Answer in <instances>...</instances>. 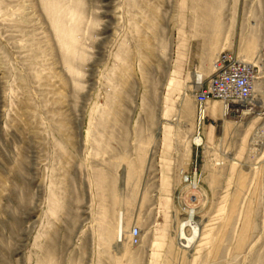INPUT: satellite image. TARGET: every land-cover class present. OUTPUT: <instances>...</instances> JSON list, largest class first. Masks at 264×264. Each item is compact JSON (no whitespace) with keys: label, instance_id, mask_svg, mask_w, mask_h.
Segmentation results:
<instances>
[{"label":"rangeland","instance_id":"rangeland-1","mask_svg":"<svg viewBox=\"0 0 264 264\" xmlns=\"http://www.w3.org/2000/svg\"><path fill=\"white\" fill-rule=\"evenodd\" d=\"M224 51L252 97L200 119ZM189 215L190 264H264V0H0V264L174 262Z\"/></svg>","mask_w":264,"mask_h":264},{"label":"built area","instance_id":"built-area-1","mask_svg":"<svg viewBox=\"0 0 264 264\" xmlns=\"http://www.w3.org/2000/svg\"><path fill=\"white\" fill-rule=\"evenodd\" d=\"M255 69L252 65L238 60L228 51L220 53L214 61L210 77L194 94L200 119H204L209 101H220L228 111L238 112L252 96ZM132 244H137L139 232H131Z\"/></svg>","mask_w":264,"mask_h":264},{"label":"bare ground","instance_id":"bare-ground-1","mask_svg":"<svg viewBox=\"0 0 264 264\" xmlns=\"http://www.w3.org/2000/svg\"><path fill=\"white\" fill-rule=\"evenodd\" d=\"M249 64H251V63H249ZM200 79H201V76H198L197 77V80L200 81ZM256 79H257V77H256ZM206 111H207V108H206ZM206 111H205V115H206ZM208 113L211 116H216L217 114H220V115H223L224 116V115L227 114V109H226V107L224 105H222L221 110H219L217 108L216 104H213V105H211L209 107V112ZM189 213H192V212H189ZM191 218H193V216ZM193 221H192V219H190V215H189L188 220H186L185 222H182V223L178 224V227H177L178 228L177 229L178 231H177L176 236H177V243L181 247H184V248L185 247H188L189 248L190 247V244L192 242V239L198 234V225L195 223V221L194 222ZM190 225L193 227V231H194L193 238H191V239H190V237H187L185 235V232H184L185 227H187V226L190 227ZM123 227H124V225H123V218H122V216L119 215L118 222H117V233H116L117 238L118 237H122ZM193 241H194V239H193Z\"/></svg>","mask_w":264,"mask_h":264},{"label":"crops","instance_id":"crops-1","mask_svg":"<svg viewBox=\"0 0 264 264\" xmlns=\"http://www.w3.org/2000/svg\"><path fill=\"white\" fill-rule=\"evenodd\" d=\"M166 252L169 254H185L187 255L190 254V247H168L166 249ZM175 260V259H174ZM190 264V256L187 255L186 257H178L177 260H175L174 262H172V259H170V262L166 263V264Z\"/></svg>","mask_w":264,"mask_h":264}]
</instances>
